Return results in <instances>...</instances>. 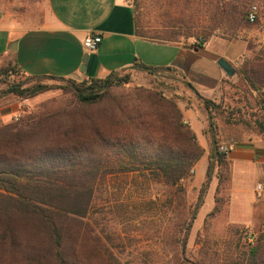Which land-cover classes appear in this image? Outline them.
Segmentation results:
<instances>
[{
	"label": "rangeland",
	"instance_id": "rangeland-1",
	"mask_svg": "<svg viewBox=\"0 0 264 264\" xmlns=\"http://www.w3.org/2000/svg\"><path fill=\"white\" fill-rule=\"evenodd\" d=\"M129 1L135 10L139 32L151 36V39L142 38L196 48L207 47L225 55L228 60L224 57L220 59L233 66L234 75L229 76L224 71L225 77L212 98L200 94L220 105V108L211 110L217 126L219 151L225 147L230 153L236 145L258 140L264 142V1L256 0L249 9L250 15L253 8H257L256 20L246 21L238 28L231 27L232 23L226 21L228 25L218 26L222 19H219L215 9L217 0H189L188 4L187 0ZM0 8L23 20L25 26L36 27L44 16L45 0H0ZM181 19L186 21L183 26L178 24L182 23ZM175 22L181 26L175 32L183 36L178 37L177 42L163 40L174 30L171 26ZM203 36L209 37L205 41ZM126 72L130 74V83L124 88L113 89L111 99L92 107L89 113L100 118L113 104L150 109L151 102L145 91L157 92L174 101L181 111L192 109L198 117L202 115L206 118L204 145L210 164L212 148L210 136L206 134L210 127L209 112L187 87L184 78L175 69L155 75L138 68ZM11 81L24 83V87H30L37 81L51 86L69 85L65 81L23 76H13ZM6 89V85L0 84V125L16 123L28 116L76 113L81 108L72 90L55 89L23 100L3 94ZM13 100L24 102V105L18 108L16 117L3 119L2 109L12 104ZM199 162L192 170L194 173L191 171L180 183L181 192L168 187L162 177L146 171L143 164L137 165L136 172L116 173L102 178L95 187L94 200L86 217L87 225L103 239L121 264H251V250L261 244L259 239L264 233V220L259 222L255 216L252 224H240L245 219L241 217L240 208L231 215L229 163L228 169L214 164L204 204L189 228L207 179L206 160ZM237 173L235 178L244 190L251 184H255L257 189L262 183L255 174L249 176V180H242L240 171ZM215 208L218 211L210 215Z\"/></svg>",
	"mask_w": 264,
	"mask_h": 264
},
{
	"label": "trees",
	"instance_id": "trees-1",
	"mask_svg": "<svg viewBox=\"0 0 264 264\" xmlns=\"http://www.w3.org/2000/svg\"><path fill=\"white\" fill-rule=\"evenodd\" d=\"M254 2L217 0L215 9L222 19L218 26L230 22L231 27L238 28L249 22V9ZM180 22L181 26L186 23L183 19ZM178 24L175 22L171 26L174 30L162 39L177 42L183 36L175 32L181 27ZM136 28L137 36L151 39L139 32L137 23ZM207 37L203 39L206 41ZM134 68L153 75L173 69L151 68L139 62L130 69ZM13 76L65 81L69 85L51 86L37 81L24 87V83L11 81ZM129 83L128 72H113L103 79L76 83L72 79L26 76L13 63L0 67V84L7 86L5 95L27 100L55 89L72 90L81 107L76 113L28 116L0 125V264H121L86 223L98 181L116 173L136 172L137 165L143 164L146 171L162 177L168 187L182 191L180 183L190 175L205 150L174 101L145 91L150 109L113 104L100 118L89 113L92 107L111 99L113 89ZM186 85L209 112L206 134L212 148L207 179L190 228L204 204L214 164L228 169V155L217 147V126L211 114L220 105L201 96L193 84ZM216 211L218 208L210 215ZM259 242L251 250V264H264V233Z\"/></svg>",
	"mask_w": 264,
	"mask_h": 264
},
{
	"label": "crops",
	"instance_id": "crops-1",
	"mask_svg": "<svg viewBox=\"0 0 264 264\" xmlns=\"http://www.w3.org/2000/svg\"><path fill=\"white\" fill-rule=\"evenodd\" d=\"M135 10L129 0H45L44 16L36 27L5 13L0 8V67L16 64L26 76L55 77L76 81L103 79L113 72H126L136 62L151 68H173L207 98L219 89L225 72L217 64L227 57L219 52L191 45L155 42L137 36ZM98 34L103 41L97 52L87 53L84 39ZM13 49V50H12ZM89 59L82 70L86 55ZM157 55V56H155ZM198 73V74H197ZM197 74V77H196ZM2 109V118L16 117L24 102L12 101ZM182 109V108H181ZM184 121L189 124L198 141L206 150L205 117L194 110L182 109ZM205 169H208V152ZM231 170V215L241 209L240 224L264 220V142L236 145L228 154ZM200 161V162H201ZM199 162V164H200ZM253 174L262 182L247 190L237 182ZM239 223V222H238Z\"/></svg>",
	"mask_w": 264,
	"mask_h": 264
},
{
	"label": "built area",
	"instance_id": "built-area-1",
	"mask_svg": "<svg viewBox=\"0 0 264 264\" xmlns=\"http://www.w3.org/2000/svg\"><path fill=\"white\" fill-rule=\"evenodd\" d=\"M253 9L254 10L251 11V13L249 15V20L251 22H254L256 20V17H257V8L254 7ZM102 41H103V39L100 35L91 34L84 39L83 47L87 53H94V52L98 51L99 47L102 44ZM220 152L223 154H227V155L229 154V150L225 147H221ZM192 173H194V171H192Z\"/></svg>",
	"mask_w": 264,
	"mask_h": 264
},
{
	"label": "water",
	"instance_id": "water-1",
	"mask_svg": "<svg viewBox=\"0 0 264 264\" xmlns=\"http://www.w3.org/2000/svg\"><path fill=\"white\" fill-rule=\"evenodd\" d=\"M13 50V49H12ZM89 59V55L87 54L83 60V67L82 70L86 69V65ZM217 64L229 75V76H233L235 73V70L233 68V66L226 60L224 59H219V61L217 62Z\"/></svg>",
	"mask_w": 264,
	"mask_h": 264
}]
</instances>
